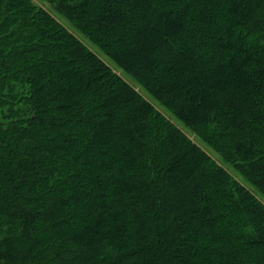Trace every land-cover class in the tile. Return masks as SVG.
Returning a JSON list of instances; mask_svg holds the SVG:
<instances>
[{
  "label": "trees",
  "instance_id": "1",
  "mask_svg": "<svg viewBox=\"0 0 264 264\" xmlns=\"http://www.w3.org/2000/svg\"><path fill=\"white\" fill-rule=\"evenodd\" d=\"M0 264H264V0H0Z\"/></svg>",
  "mask_w": 264,
  "mask_h": 264
},
{
  "label": "rangeland",
  "instance_id": "2",
  "mask_svg": "<svg viewBox=\"0 0 264 264\" xmlns=\"http://www.w3.org/2000/svg\"><path fill=\"white\" fill-rule=\"evenodd\" d=\"M111 66L113 67V69L117 72L120 73V70H118L113 64H111ZM191 137H194V135H190Z\"/></svg>",
  "mask_w": 264,
  "mask_h": 264
}]
</instances>
